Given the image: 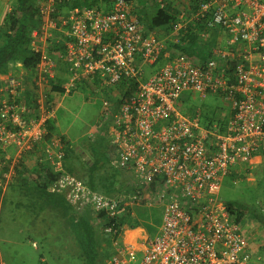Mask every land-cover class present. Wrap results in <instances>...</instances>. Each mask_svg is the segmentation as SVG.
I'll list each match as a JSON object with an SVG mask.
<instances>
[{"label":"built area","instance_id":"2783aa9c","mask_svg":"<svg viewBox=\"0 0 264 264\" xmlns=\"http://www.w3.org/2000/svg\"><path fill=\"white\" fill-rule=\"evenodd\" d=\"M73 1L37 0L36 73L0 82V188L17 162L43 144L59 97L48 98L46 88L56 86L63 64L60 97L80 86L101 97L109 166L135 180L125 194L109 198L63 174L50 191H66L78 211L89 205L110 216L139 200L160 207L159 230L139 264H264L218 197L225 177L245 175L257 153L264 160V0H156L176 21L152 32L138 19L137 0H99L90 9L72 7ZM151 7L146 0L144 10ZM189 30L198 32L200 45L214 34L215 45L203 57L169 56L167 43L180 44ZM192 94L221 98L230 109L209 118L177 106ZM53 146L45 159L59 170L61 140ZM8 149L13 158L5 156ZM116 232L103 227L112 236L109 263L131 264Z\"/></svg>","mask_w":264,"mask_h":264},{"label":"trees","instance_id":"16d2710c","mask_svg":"<svg viewBox=\"0 0 264 264\" xmlns=\"http://www.w3.org/2000/svg\"><path fill=\"white\" fill-rule=\"evenodd\" d=\"M149 1L152 7L146 11L143 8L146 0H137L138 19L147 32H152L156 28H166L175 23L173 14L157 9L156 0ZM36 2L37 0H12L10 10L1 19L0 75L12 76L19 70L26 71L31 77L36 73L35 67L39 62V54L33 50L36 41L31 36L32 31L37 29L40 23ZM71 6L82 9L99 8V0H74ZM181 38L180 44L167 43L165 51L169 53V56L184 54L187 57H203L205 52L215 45L214 34L210 35L201 45L198 32L190 30L187 33L183 32ZM61 85L63 81L59 80L56 86L47 87L48 98H51L52 94L61 96L63 93ZM45 129L47 131L45 136L48 138L54 130L53 119L46 123ZM91 132H96L95 125L92 126ZM101 134H104V131H101ZM61 144L63 145L61 169L51 167L44 154L35 159L28 158V161L22 158L14 166L15 174L6 186L8 192L3 194V198H7L16 207L26 206L27 209L35 207L44 216L47 213H53L62 220L59 223L64 236L57 235L53 252L47 246L50 238H48L46 227L42 229L43 236L37 242L38 246L33 244V247L41 250V259L44 258L45 253H49L52 258L54 257L55 264H60L61 260L65 261L64 264H106L113 256L114 250L112 236L103 233L104 226H111L117 231L113 237L114 240L118 239L117 236L121 234L124 226L128 229L144 228L148 234L153 235L152 238L156 235L157 230H153L151 224H158V220L153 215L151 207L147 208L152 213H145V205L141 200L133 205L119 207L117 213L110 216L106 212L93 213L89 205L78 211L68 201L66 191H50L49 187L57 182L61 175L69 174L79 179L92 192L109 198L117 197L120 193V189L115 188L107 177L101 179L96 176L95 172L98 167L95 163L82 160L76 167L74 165L76 155H74L70 142L62 138ZM107 148L108 157H111L112 149L110 146ZM258 156L259 153L250 159V165L256 166L250 171L256 179L260 178L264 169V160H259ZM1 190L0 188V195ZM23 199H28L31 203L26 204ZM35 202L36 205H34ZM227 205L229 211L232 214L235 213L236 222L240 224L245 219L247 210L243 205ZM246 238L248 241L251 240L247 235ZM259 249L264 251V244L260 245ZM61 251L70 252L73 255L70 262L63 258Z\"/></svg>","mask_w":264,"mask_h":264},{"label":"rangeland","instance_id":"374dc122","mask_svg":"<svg viewBox=\"0 0 264 264\" xmlns=\"http://www.w3.org/2000/svg\"><path fill=\"white\" fill-rule=\"evenodd\" d=\"M23 72V70H19L15 75ZM61 81L65 82L66 79ZM56 101L58 108L55 119H53L54 130L50 137H44L43 143H49L47 146L50 148L49 151L53 153V143L62 140V138L65 141L68 140L74 155H76L74 163L76 167L82 160L95 163L98 167L95 172L96 176L101 179L107 177L115 188L120 189L119 195L125 194L127 189L129 190L131 182L135 180V176L126 170L109 166L108 148L102 142L104 134H101V131L105 132L101 97L98 94L91 96L85 87L80 86L78 90L67 96L57 97ZM177 106L187 110H198L203 117H213L217 110L229 111L230 109L229 105L221 98L207 96L202 99L197 94H192L187 101L178 103ZM93 125L96 126L95 133L91 132ZM46 134L47 131L45 130ZM43 146L44 144L41 145L40 150H43ZM255 167L250 165L245 171V175L240 171L235 179L232 176L225 177L221 182L218 197L225 204L244 206L247 213L245 219L240 223V230L245 236L251 238L249 243H252L254 254L264 258V251L259 249L260 245L264 244V169L260 178L256 179L250 172ZM23 200L26 204L31 203L28 199ZM147 207L153 209V215L158 220V224H151L152 229L158 232L161 224V208L155 204L145 206L146 214L152 213ZM61 221L58 215L53 213H47L44 216L35 207L28 209L26 206L15 207L7 198H3L0 204L1 261L4 264H55L54 257L52 258L49 253H45L44 258L41 259L42 252L36 247L38 246L37 242L42 239V229L46 227L48 238L52 240L49 239L47 246L52 252L55 250L57 235L64 236V231H61L59 223ZM140 229L142 233L140 234L141 237L136 239V248H132L124 242L123 236L128 230L126 226L123 227L117 239L119 244L126 247L124 256L131 264L140 263L143 251L153 236L148 234L144 228ZM33 244L36 247H33ZM61 254L67 262L73 258L70 252L61 251ZM64 263L65 261L61 260L60 264ZM106 264H110L109 261Z\"/></svg>","mask_w":264,"mask_h":264},{"label":"crops","instance_id":"0c3cea01","mask_svg":"<svg viewBox=\"0 0 264 264\" xmlns=\"http://www.w3.org/2000/svg\"><path fill=\"white\" fill-rule=\"evenodd\" d=\"M12 0H0V23H1V18H2V16H4V14L6 13V12H8L9 10H10V2H11ZM161 63V62H160ZM67 72L65 71V66L63 65V64H58L57 65V69H56V75H57V77L59 78H57L58 79V81L61 79H66L67 78V74H66ZM7 76H5V75H0V82H2V80L4 79V78H6ZM73 93V92H72ZM44 144V146H43V150H40V148H38L35 152H34V154L36 155V158H38V157H41V155H42V151H43V154L45 155L47 152H49V146H47L49 143H43ZM106 146V145H105ZM4 153H5V156L6 157H14V152H13V149H8L7 151L5 150L4 151ZM35 155H33V156H35ZM33 156H29V157H25V158H23L25 161H28V158L29 159H33ZM14 159H12V161H13ZM7 193L8 192V189L5 187L4 189H2L1 190V195H0V204L2 203V200H3V194L4 193ZM13 205V204H12ZM14 206V205H13ZM16 207V206H15ZM128 230H132V229H128ZM135 243H136V241H135ZM36 246V245H35ZM1 260V259H0ZM2 262V261H1ZM2 264H4V262H2Z\"/></svg>","mask_w":264,"mask_h":264},{"label":"bare ground","instance_id":"6f19581e","mask_svg":"<svg viewBox=\"0 0 264 264\" xmlns=\"http://www.w3.org/2000/svg\"><path fill=\"white\" fill-rule=\"evenodd\" d=\"M142 233V230L140 228H135L132 230H127L126 233L124 234L123 238H124V242L127 245H130L132 248H136V239H138L140 236V234ZM143 235V234H142Z\"/></svg>","mask_w":264,"mask_h":264},{"label":"water","instance_id":"95a60500","mask_svg":"<svg viewBox=\"0 0 264 264\" xmlns=\"http://www.w3.org/2000/svg\"><path fill=\"white\" fill-rule=\"evenodd\" d=\"M85 159V158H84Z\"/></svg>","mask_w":264,"mask_h":264}]
</instances>
